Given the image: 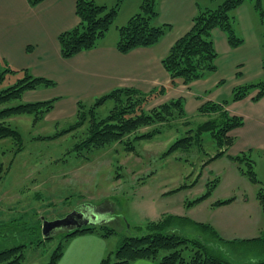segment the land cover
I'll return each instance as SVG.
<instances>
[{"label": "rangeland", "instance_id": "374dc122", "mask_svg": "<svg viewBox=\"0 0 264 264\" xmlns=\"http://www.w3.org/2000/svg\"><path fill=\"white\" fill-rule=\"evenodd\" d=\"M212 1L219 4L224 0ZM94 2L98 5L107 3L103 6L108 10L116 0ZM246 2L254 8L256 0ZM260 6L261 10L254 9L257 14L263 12L260 27L264 29V0H260ZM119 11L120 7L105 34L106 41L116 36V25H124L128 18L139 12V7L125 5ZM19 102L14 101L12 105ZM84 103L89 106L91 101ZM111 108L112 103L107 101L97 109L98 116H106ZM206 119L198 114L188 115L193 127ZM75 121L76 116H73L58 121L42 120L33 126L32 117L28 115L8 119L11 127L22 135L23 150L15 153L12 140H0V250L25 244L22 264L48 262L55 248L64 242L65 233L59 232L45 239L43 220L60 219L86 205L101 218L109 220L106 225L114 230L113 234L104 237L108 247L106 254L114 253L123 238L139 235L138 228L148 221H156L168 214L187 217L212 228V223L218 224L213 229L228 242L211 247L233 263L264 259V242H239L264 237V214L258 200L259 193L264 194V156L251 154L257 179L253 183L240 171L247 168L245 161L238 162L226 155L211 159L218 148L208 134L203 135L201 147L194 145L189 150H178L160 158V154L181 136L183 127L167 129L151 140L141 141L133 152L125 151L124 144L115 143L94 150L87 160L76 157L72 151L78 140L77 131L54 140L38 138L52 136ZM207 191L210 195L204 201L187 207L188 202ZM226 199H232L228 208L217 210L220 206L213 205ZM181 231L210 239L208 234L189 225ZM248 231L252 233L247 236L252 238L244 239Z\"/></svg>", "mask_w": 264, "mask_h": 264}, {"label": "trees", "instance_id": "16d2710c", "mask_svg": "<svg viewBox=\"0 0 264 264\" xmlns=\"http://www.w3.org/2000/svg\"><path fill=\"white\" fill-rule=\"evenodd\" d=\"M26 1L29 6L35 7L44 0ZM122 1L116 0L115 5L107 10L105 6L98 5L93 0H76L75 13L79 23L58 35L62 58L68 59L79 52L95 48L114 23ZM246 1L224 0L214 9H200L197 12L192 19L190 29L172 44L161 60L162 67L170 78L168 86L158 87L148 93L134 88H115L94 99L89 106L78 102L76 121L73 124L52 136L38 138L54 140L77 131L79 132L78 140L73 144L72 151L76 157L87 160L94 150L115 143H122L125 151L133 152L137 143L151 140L167 129L183 127L181 136L160 154V158H165L178 150H189L194 145L201 147L205 134L210 136L218 148L211 159L226 155V151L234 142L230 133L243 125V119L229 115L225 107L229 102L240 101L253 92H255L253 101L262 98L264 79L235 87L229 99L202 104L197 114L207 119L194 127L185 113L182 98L166 101L150 109L146 107L153 100L164 95L169 87L179 83L189 84L214 72L217 53L211 38L212 30L217 28L224 32L232 48L242 43V39L235 34L230 13ZM156 5L157 0H140L139 12L132 15L117 29L118 39L115 47L119 53L126 54L135 48L154 46L165 35L169 25L157 26L153 23L158 16ZM254 8L261 10L260 0H256ZM262 13L261 11L259 15L261 16ZM54 85V81L33 76L25 69L12 68L0 58V140H12L16 146L15 153L23 150V138L16 128L11 127L8 119L28 115L32 117L33 126L38 124L54 108L55 99L21 102L22 96L27 91L40 87L50 88ZM18 100H20L18 104L12 105V102ZM107 101L112 103V108L106 116L99 117L97 109ZM143 129L146 130L141 131ZM228 157L238 162L245 161L247 168L240 169L241 173L251 182H257L251 151ZM209 195L210 191H207L188 202L187 207L204 201ZM231 200L216 201L213 205H227ZM258 200L264 214V194L259 193ZM187 225L208 234L210 239H205L199 234L191 236L181 231V228ZM138 230L139 235L123 238L114 253L106 254L99 264H131L141 259L157 264H237L213 251L212 247L216 245L219 247L228 241L219 237L209 224L195 223L187 217L166 214L156 221H148ZM64 233V242L55 248L49 261L44 264H56L62 255L66 241L77 234L95 233L106 237L113 234L114 230L106 223H102ZM239 242L260 243L264 242V237ZM26 246L21 244L1 249L0 264H22ZM241 264H264V259Z\"/></svg>", "mask_w": 264, "mask_h": 264}, {"label": "crops", "instance_id": "0c3cea01", "mask_svg": "<svg viewBox=\"0 0 264 264\" xmlns=\"http://www.w3.org/2000/svg\"><path fill=\"white\" fill-rule=\"evenodd\" d=\"M75 1L44 0L31 7L26 0H0V58L12 68L28 70L33 76L55 83L53 87H40L22 96V102L55 99L54 108L44 121L75 117L78 102L92 103L115 88H134L148 93L168 86L170 78L162 67V58L172 44L190 29L192 19L200 9H214L222 3L217 4L212 0H157L158 16L153 23L157 26L169 25V29L154 46L119 53L115 47L117 32L111 41H106L105 35L95 48L64 59L60 55L58 35L79 23ZM125 5L138 9L140 4L138 0H123L119 12ZM230 15L235 34L242 39V43L232 48L224 32L217 28L212 30L211 38L217 53L214 72L189 84L179 83L169 87L164 95L148 106L182 98L186 115H193L206 102L217 103L229 99L235 87L264 79L262 16L247 2ZM118 28L119 24L114 30ZM254 94L240 101L229 102L225 107L229 115L243 119V125L230 133L234 142L226 151L228 156L248 151L264 156V96L253 101ZM230 205L217 207V210ZM242 206L247 207L243 203ZM90 207L84 205L81 209L87 214L97 215L95 222L109 221ZM255 207L260 208L259 205ZM221 223L225 224L223 221ZM217 225L212 223L213 228H217ZM247 233L244 239L251 237L247 235L252 232ZM106 242V238L95 233L77 234L66 241L56 264H99L108 250ZM131 264L157 263L141 259Z\"/></svg>", "mask_w": 264, "mask_h": 264}, {"label": "water", "instance_id": "95a60500", "mask_svg": "<svg viewBox=\"0 0 264 264\" xmlns=\"http://www.w3.org/2000/svg\"><path fill=\"white\" fill-rule=\"evenodd\" d=\"M76 218L80 221H77ZM97 218L95 214H87L81 208H76L60 219L43 220L42 235L44 238H49L59 232H71L88 225L102 224L101 222H95Z\"/></svg>", "mask_w": 264, "mask_h": 264}, {"label": "flooded vegetation", "instance_id": "af4514ba", "mask_svg": "<svg viewBox=\"0 0 264 264\" xmlns=\"http://www.w3.org/2000/svg\"><path fill=\"white\" fill-rule=\"evenodd\" d=\"M79 208H81V207H79ZM76 220H77V221H80V220H79V219H77V218H76Z\"/></svg>", "mask_w": 264, "mask_h": 264}]
</instances>
